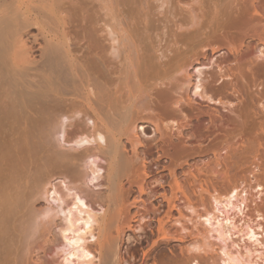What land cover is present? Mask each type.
I'll return each instance as SVG.
<instances>
[{"label":"bare ground","instance_id":"1","mask_svg":"<svg viewBox=\"0 0 264 264\" xmlns=\"http://www.w3.org/2000/svg\"><path fill=\"white\" fill-rule=\"evenodd\" d=\"M190 1L0 0V264H49L48 256L60 247L97 258L98 264H124L121 245L136 224L148 229L150 248L142 252L140 264H149L152 252L174 239L169 225L180 222L174 212L184 217L179 202L196 212L176 173L162 163H172V137L189 144L192 127L200 120L183 108L196 99L180 90L189 83L195 96L226 103L194 81L189 68L211 64L215 54L227 53L219 63L220 70L226 67L220 77L233 80L222 86L237 92L234 79L242 58L251 64L264 58V15L257 0H199L203 21L198 22L192 9L186 20L182 12ZM245 12L261 24L262 32L239 35L237 45L229 39L218 46L230 38L229 29ZM184 26L193 29L179 33ZM77 36L87 45L75 41ZM110 57L117 60L116 71L110 70ZM150 113L159 134L155 151L146 148L138 131ZM213 114L208 116L212 123L223 117L219 110ZM79 115L90 128L77 127L70 135L68 122ZM87 144L93 147L78 152ZM102 174L105 189L95 191L89 182ZM58 178L74 185L69 189L78 212L85 214L78 218L82 228L76 226L72 208L60 217L63 227L48 228L47 219L63 211L53 185ZM150 180L160 189H152ZM191 183L208 185L194 178ZM257 187L264 191L261 184ZM152 196L161 199L159 207ZM239 196V188L233 187L212 199L228 206ZM41 198L49 202L44 210L37 206ZM197 217L207 222L215 218L210 211ZM212 230L223 239L220 219L208 233ZM84 233L93 244L85 243ZM192 250L200 254L202 246L193 244ZM218 253L224 264H257L250 250L221 246ZM192 259V264H201Z\"/></svg>","mask_w":264,"mask_h":264},{"label":"rangeland","instance_id":"2","mask_svg":"<svg viewBox=\"0 0 264 264\" xmlns=\"http://www.w3.org/2000/svg\"><path fill=\"white\" fill-rule=\"evenodd\" d=\"M199 6H201L199 0L190 1L187 6L190 8L182 12V17L189 20L191 14L188 9H192L198 22L203 21ZM257 7L264 15V0H257ZM234 25V28L231 27L232 29L228 31V35H231L230 38L220 40L217 42L218 46L229 39L230 45H237L239 35L262 32L261 24L252 19L248 12L239 15ZM192 29V26H184L179 33L186 34ZM226 31H223L222 34ZM102 35L104 36L103 33H101V37ZM76 39L75 41L82 44L86 42V39H82L81 36H77ZM85 44L87 45V43ZM226 57H228L227 53H217L211 64L204 63L189 68L193 73L194 81L201 82L205 89H213V97L220 98L226 103L218 104L195 96L192 89L190 90L192 84L189 83L183 84V89L180 90L185 94L190 92L193 99H196L197 103L192 105L185 103L183 108L189 115H198L200 120L195 121L192 127L194 135L189 144L180 143L182 137L176 135L172 137L173 141L170 147L172 163L168 159H164L162 163L169 165L176 173L182 185V191L190 199L197 213L189 211L183 201L179 202L180 211L184 217H180L178 212H174L175 217L180 220V222H173L169 225L171 236L174 239L170 244H162L156 248L152 252L149 264H153L154 261H157L158 264H192V256L196 257L201 264H224L218 253V248L221 246H227L234 252L250 250L251 261L264 264V191H259L257 187V184H261L264 188V108L262 106L264 105V58L254 59L252 64L248 62V57L242 58L237 71L238 76L234 79L237 89V92H234L230 86H222L223 82L233 80V77L230 79L220 77L226 67L220 70L219 63ZM116 62L117 60L112 57L107 59L111 71L112 69L116 71ZM235 65L236 63H231V66ZM181 76L178 75V77ZM230 102L232 103L230 104ZM214 110H219L223 117L212 123L208 116H214ZM158 112L154 114H159ZM77 127L90 128L83 122V115L75 116L69 120L70 135ZM138 131L146 148L155 151V140L159 134L153 124L152 113L139 123ZM165 133L173 134L174 131L165 130ZM169 138L170 135H167L166 139ZM87 147L91 148L93 145L87 144L78 152ZM71 152L75 153V150ZM167 174L166 171L164 175ZM167 178L163 180L165 185L167 180L170 181ZM193 178L207 181L208 185L204 188L195 186L191 183ZM82 181L77 182V185L87 190L88 187L83 185ZM149 182L152 189H160L159 183L152 180ZM101 183H105L103 174L99 179L89 182V185L95 191H102L105 187L100 185ZM53 185L63 199V211L54 212V216L47 219V221H51L48 228L61 222L64 223L60 217H67L69 208H72V217L76 220V226L82 228L84 223L78 218L84 217L85 214L78 212L77 207L73 204L74 190L69 189L74 185L68 184L67 186L59 178L53 181ZM233 187L239 188L240 196L239 199H233L231 205L216 203L212 199L213 195L220 198L227 195ZM167 189L170 192L168 187ZM151 202L159 207L161 199L152 196ZM37 206L40 210H44L49 206V202L45 198H41L37 202ZM161 210L163 211V207ZM206 211H210L215 218L207 222L204 218L197 217V214H204ZM151 216L153 215L151 214ZM219 219L224 228L223 239L217 238L216 231L212 230L208 233V229H213ZM63 223L60 224V227H63ZM140 224L143 225L144 221ZM135 228V232L127 231L121 245L124 264H140L142 252L150 248L146 239L148 229L140 228L139 224H136ZM249 230H253V233L249 234ZM40 233L41 231L34 238L38 237ZM84 235L87 238L86 244L94 243L88 234L84 233ZM51 236L54 238L51 234L48 238L52 239ZM193 244L202 246L200 254L192 250ZM48 261L49 264H98L97 258H84L79 254H71L61 247L48 256Z\"/></svg>","mask_w":264,"mask_h":264}]
</instances>
